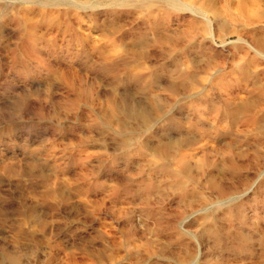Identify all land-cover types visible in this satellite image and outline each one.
<instances>
[{
	"label": "rangeland",
	"instance_id": "374dc122",
	"mask_svg": "<svg viewBox=\"0 0 264 264\" xmlns=\"http://www.w3.org/2000/svg\"><path fill=\"white\" fill-rule=\"evenodd\" d=\"M0 264H264V0H0Z\"/></svg>",
	"mask_w": 264,
	"mask_h": 264
}]
</instances>
